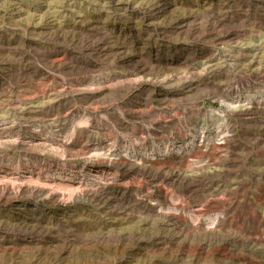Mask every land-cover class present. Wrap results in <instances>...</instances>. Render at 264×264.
Instances as JSON below:
<instances>
[{
    "label": "rangeland",
    "instance_id": "1",
    "mask_svg": "<svg viewBox=\"0 0 264 264\" xmlns=\"http://www.w3.org/2000/svg\"><path fill=\"white\" fill-rule=\"evenodd\" d=\"M0 264H264V0H0Z\"/></svg>",
    "mask_w": 264,
    "mask_h": 264
}]
</instances>
